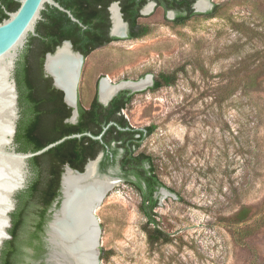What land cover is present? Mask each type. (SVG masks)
Wrapping results in <instances>:
<instances>
[{"label": "rangeland", "instance_id": "374dc122", "mask_svg": "<svg viewBox=\"0 0 264 264\" xmlns=\"http://www.w3.org/2000/svg\"><path fill=\"white\" fill-rule=\"evenodd\" d=\"M210 2L182 24L153 5L140 18L145 35L83 59L77 101L84 105L103 77L176 75L171 85L135 91L122 111L132 126L153 127L138 150L152 156L166 185L155 211L172 240L148 242L140 197L121 179L95 210L99 264H264V0ZM96 167L101 177H119L116 164L104 173ZM29 176L26 165L24 182ZM242 207L248 212L239 220ZM47 247L42 260L22 264H48Z\"/></svg>", "mask_w": 264, "mask_h": 264}, {"label": "trees", "instance_id": "16d2710c", "mask_svg": "<svg viewBox=\"0 0 264 264\" xmlns=\"http://www.w3.org/2000/svg\"><path fill=\"white\" fill-rule=\"evenodd\" d=\"M79 19L73 21L57 7L45 4L41 19L35 26L36 34L28 35L24 47L19 51L14 68L18 90L19 118L14 143L18 151H36L45 145L73 133L90 132L99 135L105 126L101 139L87 134L67 138L40 155L28 159L30 176L26 186L15 194L16 207L10 213V238L1 247L0 264H22L25 257L42 260L46 253L44 233L50 219V208L60 196V177L65 164L83 171L89 160L104 152L100 161V172L117 159L123 170V181L132 187L140 197L139 210L146 218L144 231L148 242L172 240L170 234L159 227L156 218L158 199L156 191L166 185L159 178L150 154L138 150L143 139L153 131L152 126H132L122 113L131 102L134 92L120 90L103 104L97 91L87 105L78 102V117L75 122L67 121L72 107L63 101V92L52 85V78L44 77L45 54L52 52L64 40L72 43L75 51L85 57L94 49L108 44L119 37L109 36L107 6L115 0H56ZM149 0H120L124 19L128 22V37L139 38L149 31L140 21V8ZM164 10H174L172 21L182 24L195 14V0H154ZM19 0H0V21L14 11ZM218 4L203 13L206 17L215 15ZM259 52V51H257ZM174 73L160 72L154 76L148 89L154 91L175 82ZM138 92V91H136ZM113 144V145H112ZM59 201L57 202V207ZM248 208L238 212L241 220ZM243 228L237 227L236 234L242 235ZM242 241L241 237H236ZM31 252V253H30ZM99 258L103 256L99 254Z\"/></svg>", "mask_w": 264, "mask_h": 264}, {"label": "water", "instance_id": "95a60500", "mask_svg": "<svg viewBox=\"0 0 264 264\" xmlns=\"http://www.w3.org/2000/svg\"><path fill=\"white\" fill-rule=\"evenodd\" d=\"M194 3L195 10H205L211 7L210 0L204 9H198ZM45 4L57 7L58 9L66 12L69 17L76 22L82 24L72 12L62 6L56 0H19V6L14 11H6L7 17L0 21V253L1 247L6 239H9L10 233L8 229L11 226L10 213L16 207L15 194L26 186L24 182V168L26 165L29 167L28 159L40 155L52 148L53 146L63 142L67 138L80 137L87 134L95 139H101L103 131L99 135H93L90 132L73 133L61 137L36 151L22 152L16 149L14 137L16 133L17 120L19 118V105H18V90L16 80L14 78L15 62L19 51L24 47L28 35L36 34L35 26L38 20L41 19V11L45 8ZM118 6V2H113ZM111 5V6H112ZM147 5H155L151 1ZM119 10V7H118ZM145 12V11H144ZM121 16V15H120ZM122 21V18H121ZM126 24L124 23V27ZM126 29V27H125ZM118 35V34H116ZM120 36V35H118ZM126 36L124 30L123 36ZM66 47L71 55H74L75 65L73 66L71 77L66 78V72L62 67H58V72L53 73L48 67L47 63L54 61L62 65L63 58L61 57L60 50ZM85 56L72 48V43L69 40H64L60 45L56 46L54 51L45 54L43 69L47 75L52 78L53 85L63 92L64 101L73 108L71 121H75L78 115L77 103H72L71 99L67 98L69 92L70 96L74 94L76 97L77 83L80 76L81 65ZM148 77V81L141 87L131 89L128 87L117 88L108 97L101 98V78L97 86L98 100L107 104L112 97L120 90L128 89L130 92L142 90L143 88L152 84V75H146L144 78L138 80H131L133 83H139ZM130 79L118 81L115 85L121 82H127ZM67 85V87L65 85ZM102 153L97 158L89 160L83 171H79L65 164L60 177V196L50 208V219L47 222L46 228V246L49 248L45 261L48 264H83L85 261V251H94L93 256L94 264H99L98 244L99 239H95L94 235L89 237L85 233L83 221L86 219L92 226L98 227V236L100 233V226L95 215V208L99 205L100 201L107 194L108 190L104 188L97 194L91 188L90 182L96 179L105 178L99 176L96 163L100 159ZM89 162L94 164V172L91 175H86V169ZM73 176L77 182L84 185L83 188H73L69 190L68 184H65V178ZM112 183H117L121 180L120 177H111ZM59 201L58 207L57 202ZM88 243L86 246L85 244Z\"/></svg>", "mask_w": 264, "mask_h": 264}, {"label": "bare ground", "instance_id": "6f19581e", "mask_svg": "<svg viewBox=\"0 0 264 264\" xmlns=\"http://www.w3.org/2000/svg\"><path fill=\"white\" fill-rule=\"evenodd\" d=\"M207 5H208V1L207 0H199L196 3V7L198 9H204V8H206ZM151 8H152L151 5H147L146 8L143 11L148 12V10H150ZM111 9H112V14H113V18H114V27H113L114 29H113V31H114L115 34L123 36L125 27L123 28L124 24H122L121 21H120L121 20V16H120V13H119V10H118V6L116 4H113L111 6ZM117 12L119 14L120 19L118 17ZM60 53H61V57L63 58V61H64L62 63V65H59V64H57L54 61H51V62L47 63V67L55 74L58 72V69H59L58 67H62L65 70V72H66V78L69 79L71 77L72 69H73V66L75 65L76 58H75L74 55H71L69 53V51L67 50L66 47H63L60 50ZM147 81H148V77L145 78V80H142L139 83H133V82H131V80H129L127 82H121L118 85H115L116 83H112V82L109 81V79L107 77H104L102 79V81H101V88H100L101 98L104 99V98L108 97L117 88L128 87V88H131V89H136L137 87L143 86ZM65 86L67 87V85H65ZM67 98L69 100L71 99L73 105L74 104L76 105L77 99L74 96V94L72 96H70V94L68 92ZM94 168H95L94 164L92 162H89L88 165H87V169H86L85 174L86 175L93 174ZM111 181H112L111 177L102 178L100 180L96 179V180H93L92 182H90V186H91L92 189L95 190V193L97 194L99 191H96V190H100V189L102 190L103 188L105 190L109 191L113 187V185L115 184V183H112ZM66 182L68 184L69 190H72L73 188L78 189V188H83L84 187V185H81L79 182H77V180L73 176H69L67 178V180L65 178V184H66ZM101 201H100V203H101ZM100 203H99V205H100ZM99 205H97L96 208ZM96 208H95V210H96ZM83 226L85 228V233H87L89 235V237H92L94 235L96 240H97V237L99 239L98 227L92 226V223L91 222L89 223V221L86 220V219L83 221ZM87 244L88 243H86L85 246ZM84 254H86V257H85V261L83 262V264H94L93 263L94 262L93 256H94L95 252L90 250L89 252L85 251Z\"/></svg>", "mask_w": 264, "mask_h": 264}, {"label": "flooded vegetation", "instance_id": "af4514ba", "mask_svg": "<svg viewBox=\"0 0 264 264\" xmlns=\"http://www.w3.org/2000/svg\"><path fill=\"white\" fill-rule=\"evenodd\" d=\"M151 1H153V2H155V5H157V3H156V1H154V0H149L144 6H142L141 8H140V14L142 15L143 13L142 12H144L143 10L146 8V6H147V4L149 3V2H151ZM196 1V0H195ZM195 1H194V3H195ZM113 2H118V7H119V13H120V15H121V18H122V21H121V23L122 24H126V36H125V38H127L128 37V22L124 19V17H123V13H122V10H121V3H120V0H115V1H113ZM113 2H111V3H109L108 4V6H107V11H108V21H109V26H108V28H107V33H108V35L109 36H115V37H119V39H122L120 36H118V35H116L115 33H114V31H113V27H114V18H113V14H112V9H111V5H112V3ZM194 3H193V8H194ZM161 7V6H160ZM195 9V8H194ZM147 10V9H146ZM117 11V10H116ZM166 11V10H165ZM167 11H172V12H174L175 13V11L174 10H167ZM117 14H118V12H117ZM118 17H119V14H118ZM141 18V17H140ZM119 19H120V17H119ZM123 28H124V25H123ZM118 39V40H119ZM112 41H114V40H112ZM112 41H110V42H112ZM110 42H108V43H110ZM44 73H45V71H44ZM47 76V74L45 73L44 74V77H46ZM52 85H53V83H52ZM54 86V85H53ZM55 87V86H54ZM98 95V94H97ZM76 99H77V93H76ZM63 101H64V99H63ZM65 102V101H64ZM66 103V102H65ZM77 103V112H78V101L76 102ZM67 104V103H66ZM68 105V104H67ZM69 106V105H68ZM71 107V106H70ZM72 110H73V108H72ZM70 117H71V115H70ZM70 117H68L67 118V121H70V122H73V121H71L69 118ZM77 117H78V115H77ZM77 117H76V120H77ZM75 120V121H76ZM74 121V122H75ZM113 145V144H112ZM103 155H104V152H102V155H101V157H100V159L98 160V170L100 171V168H99V164H100V161L102 160V157H103ZM115 164L117 165V167H118V175H119V177L123 180V177H122V174H123V170L121 169V165H120V162L116 159L115 160ZM111 166V165H110ZM109 167V166H108ZM108 169V168H107ZM107 172V171H106ZM132 188V187H131ZM160 189V188H159ZM158 189V190H159ZM157 190V191H158ZM156 191V192H157ZM155 196H156V193H155Z\"/></svg>", "mask_w": 264, "mask_h": 264}]
</instances>
